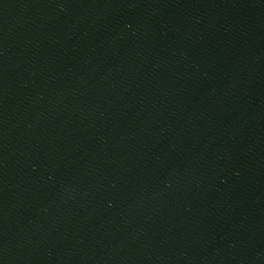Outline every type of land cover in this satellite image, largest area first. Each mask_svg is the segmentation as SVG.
Masks as SVG:
<instances>
[{
	"label": "water",
	"instance_id": "1",
	"mask_svg": "<svg viewBox=\"0 0 264 264\" xmlns=\"http://www.w3.org/2000/svg\"><path fill=\"white\" fill-rule=\"evenodd\" d=\"M0 264H264V0H0Z\"/></svg>",
	"mask_w": 264,
	"mask_h": 264
}]
</instances>
